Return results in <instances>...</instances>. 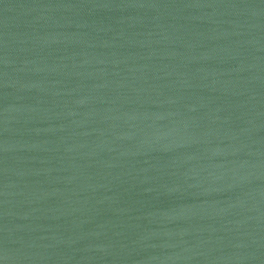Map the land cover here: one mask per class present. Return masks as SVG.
<instances>
[{"label":"water","instance_id":"95a60500","mask_svg":"<svg viewBox=\"0 0 264 264\" xmlns=\"http://www.w3.org/2000/svg\"><path fill=\"white\" fill-rule=\"evenodd\" d=\"M0 264H264V0H0Z\"/></svg>","mask_w":264,"mask_h":264}]
</instances>
